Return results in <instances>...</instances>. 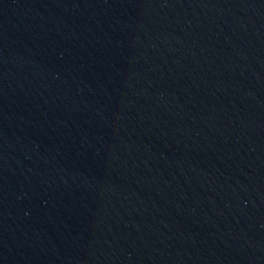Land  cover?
I'll return each instance as SVG.
<instances>
[{
  "label": "water",
  "instance_id": "95a60500",
  "mask_svg": "<svg viewBox=\"0 0 264 264\" xmlns=\"http://www.w3.org/2000/svg\"><path fill=\"white\" fill-rule=\"evenodd\" d=\"M248 264H264V251H262L257 257H255L250 263Z\"/></svg>",
  "mask_w": 264,
  "mask_h": 264
}]
</instances>
